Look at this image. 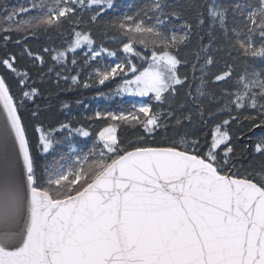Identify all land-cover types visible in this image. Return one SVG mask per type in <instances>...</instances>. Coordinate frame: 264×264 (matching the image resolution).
<instances>
[{
	"label": "snow or ice",
	"instance_id": "obj_1",
	"mask_svg": "<svg viewBox=\"0 0 264 264\" xmlns=\"http://www.w3.org/2000/svg\"><path fill=\"white\" fill-rule=\"evenodd\" d=\"M0 41V264H264V0H26ZM110 84L96 95L142 99L80 120L59 100ZM22 113L45 155L67 142L39 173Z\"/></svg>",
	"mask_w": 264,
	"mask_h": 264
},
{
	"label": "trees",
	"instance_id": "obj_2",
	"mask_svg": "<svg viewBox=\"0 0 264 264\" xmlns=\"http://www.w3.org/2000/svg\"><path fill=\"white\" fill-rule=\"evenodd\" d=\"M138 0H115V3L117 5V12H120L121 10H125L127 8V5L130 3H136ZM26 3V0H0V14H4L6 10H10L13 7H19L21 5H24ZM170 3L173 5L183 3V0H170ZM29 43L35 48L42 46L44 44V39H40L39 41L30 39ZM3 48V42L0 41V49ZM15 51H19L18 49H13ZM183 55V52H182ZM188 71V69L181 67L180 72L184 73ZM2 72V70H0ZM61 87L66 88V85L61 84ZM114 84H110L108 86H100V87H93L89 89H83L79 88L76 91L72 93H64L61 92L59 95V100L69 99L71 101H75L76 99H79L82 101L81 105L77 106L73 103V106L71 108V116L76 119L80 120L85 115H90L92 112H94V108L100 104L102 106H113L117 108H124L120 105V101L122 98L120 97H101L97 96L96 92L101 91L104 93H108L109 88H114ZM44 88V96L50 97L48 99H38L37 104L41 107L40 115L38 116V120L43 121L45 125H48L51 123L53 126H55L57 121L65 119V117L68 115V112L66 110H63L60 108L58 99L56 97V93L58 92V89L55 87L54 83V77L52 79H49L44 82L43 85ZM181 91V97L183 96V89ZM146 99V98H144ZM179 99V98H178ZM87 105V108L84 106ZM23 120L25 124H27L28 127V133H29V139L33 146V156L36 161L37 165V172L42 169V167L46 163H51L54 158H58L61 154H63L65 151H67V142L63 140V135L58 134L57 140L60 141L56 143L52 150H50V153L45 155L42 150L38 147H36V138L33 133V125L36 121H34L30 115V113H22ZM226 118V117H217L216 120H211L207 123V125H198L199 131L197 132V135L203 137L205 134H210L212 126L217 123L219 120ZM230 130L232 131L234 136L240 135V130H238L237 125L233 124L231 125ZM243 131L247 133L248 135H252V132H249L248 128H244ZM255 135H260L264 129H258L254 130ZM121 137L126 140H133L136 137V133L132 132L131 129L128 128H122L121 129ZM84 142V143H83ZM88 140L81 137H74L72 143L73 144H80V143H87ZM243 143V141H241ZM238 166H243V168L248 169L251 167H256L259 164V159H249L248 157H241L237 161Z\"/></svg>",
	"mask_w": 264,
	"mask_h": 264
},
{
	"label": "rangeland",
	"instance_id": "obj_3",
	"mask_svg": "<svg viewBox=\"0 0 264 264\" xmlns=\"http://www.w3.org/2000/svg\"><path fill=\"white\" fill-rule=\"evenodd\" d=\"M123 11H124V10H123ZM125 97H126V99H125ZM125 97H123V98L125 99L123 102H125V103H122V106H123V107H126V108L130 106V102H131L133 99H135V100H140V99H142V98H139V97H136V98L127 97V96H125ZM143 99H144V98H143ZM97 109H110V110H115V109H119V108H117V107H113V106L107 107V106L99 105V107H98ZM75 146L78 147V148H85L84 146H77V145H75ZM86 146H88V144H87Z\"/></svg>",
	"mask_w": 264,
	"mask_h": 264
}]
</instances>
